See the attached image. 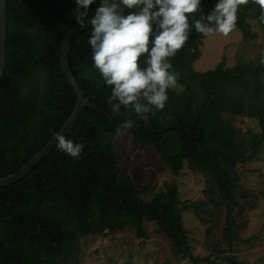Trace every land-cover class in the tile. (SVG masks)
<instances>
[{"label": "trees", "instance_id": "trees-1", "mask_svg": "<svg viewBox=\"0 0 264 264\" xmlns=\"http://www.w3.org/2000/svg\"><path fill=\"white\" fill-rule=\"evenodd\" d=\"M101 2L94 0L87 20ZM217 3L201 0L200 12L189 18L190 25L210 14ZM7 4L0 178L17 173L52 141L78 103L62 67L64 40L78 25L75 0H7ZM139 10L124 8L122 15ZM260 15L258 5L241 6L236 29L244 41L257 39L255 26L264 33ZM91 30V24L79 29L68 50L72 74L90 103L73 134L66 137L83 145L81 157L73 159L56 148L24 179L0 188V264H81L87 239L127 233L134 245L115 253L124 254L125 264H140L135 259H149L150 249L144 247L149 239L147 224H155L176 257L212 264L194 255L183 217L189 209L200 214L203 202H182L176 180L156 190L152 181L140 189L132 178H122L114 137L125 131L135 145L157 150L164 168L154 171L152 180L165 168L177 178L186 165L207 177L206 194L214 198L215 211L225 213L224 240L232 246L240 241L235 213L243 208L239 200L244 195L243 168L264 150V64L260 63L264 52L254 60L239 57L233 67L223 60L213 70L198 72L194 64L206 37L193 27L185 47L170 58L172 71L178 74L177 86L168 90L165 108L153 107L155 114L143 120L123 106L119 114L112 111L108 103L112 87L92 60ZM145 60L141 58L142 68L147 66ZM226 114L255 123L248 132L229 128ZM127 120L133 125L125 130L122 125ZM215 228L212 225L208 232Z\"/></svg>", "mask_w": 264, "mask_h": 264}, {"label": "rangeland", "instance_id": "rangeland-1", "mask_svg": "<svg viewBox=\"0 0 264 264\" xmlns=\"http://www.w3.org/2000/svg\"><path fill=\"white\" fill-rule=\"evenodd\" d=\"M254 31L258 37L251 42L244 41L239 29H235L228 37L219 33L206 37L201 47V57L194 64L195 70L198 72L213 70L223 60L227 67H233L239 57L256 59L264 52V33L259 26H255ZM177 88L181 89V87ZM224 123L229 128L248 132L255 119L226 114ZM114 143L122 166V178H132L140 189L152 181L156 190L164 189L170 182L176 180L182 202H203L204 206L201 205L200 214L192 209L183 213L195 256L206 259L212 264H264V150L254 162L243 168L244 195L239 200L244 209L240 207L238 208L240 212L236 210L235 213L240 241L229 246L224 240L226 216L224 212L218 214L215 211L212 203L214 198L206 194L207 177L186 165L177 178L165 168L163 173L152 180L153 172L164 168L163 159L153 146L135 145L133 137L125 131L114 137ZM212 225H217V228L208 232ZM146 227L149 239L144 243V247H148L150 253H147L148 261L135 259L142 261L140 264H193L172 253L169 243L157 232L155 224H147ZM133 239L135 247H138L139 242L135 237ZM130 245L134 243L129 233L89 238L83 247L81 264H125L127 260L124 254L120 253L128 250ZM115 251L120 253L116 254Z\"/></svg>", "mask_w": 264, "mask_h": 264}, {"label": "clouds", "instance_id": "clouds-1", "mask_svg": "<svg viewBox=\"0 0 264 264\" xmlns=\"http://www.w3.org/2000/svg\"><path fill=\"white\" fill-rule=\"evenodd\" d=\"M75 3L76 23L84 28L94 0H75ZM249 3L259 6L260 21L264 22V0H218L210 14L201 15L191 25L189 18L200 12L201 0H102L90 20L92 30L88 42L95 68L112 87L108 101L112 111L119 114L123 106L148 120L149 113L155 114L153 107L163 110L167 92L177 86L178 80L170 58L185 47L192 28L204 37L216 33L228 37L236 29L241 6ZM124 8L140 10L125 16L122 15ZM153 25H156L155 33ZM142 57H146L144 68L140 65ZM260 63L264 64V56ZM132 125L127 120L122 128L126 130ZM53 136L58 150L73 159L81 157L82 144L60 133Z\"/></svg>", "mask_w": 264, "mask_h": 264}, {"label": "water", "instance_id": "water-1", "mask_svg": "<svg viewBox=\"0 0 264 264\" xmlns=\"http://www.w3.org/2000/svg\"><path fill=\"white\" fill-rule=\"evenodd\" d=\"M7 0H0V97L3 90V84L5 79V69L7 65V44H8V24H7ZM92 19V18H91ZM85 21V26L90 24V20ZM81 29L80 25L72 28L69 33L67 34L63 50H62V67L64 72L73 85L77 95H78V103L77 106L70 116L69 120L65 124V126L59 132L65 138L68 135L73 134L74 127L82 113V111L90 106L89 100L86 98L85 93L72 74V71L69 66L68 62V50L70 47V43L74 34ZM57 148V143L55 138L50 141L38 154H36L25 166H23L17 173L11 174L5 178H0V188L1 187H8L13 184L18 183L22 179H24L40 162L44 159L48 158L52 152Z\"/></svg>", "mask_w": 264, "mask_h": 264}]
</instances>
